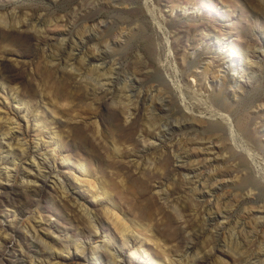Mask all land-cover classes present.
I'll use <instances>...</instances> for the list:
<instances>
[{"label":"rangeland","instance_id":"obj_1","mask_svg":"<svg viewBox=\"0 0 264 264\" xmlns=\"http://www.w3.org/2000/svg\"><path fill=\"white\" fill-rule=\"evenodd\" d=\"M149 3L0 0V143L19 132L3 114L19 118L24 129L29 119L28 145L41 143L43 154L55 156L69 190L55 183V174L30 181L23 175L34 174L31 161L19 155L16 171L12 155L0 147V171L18 174L0 188V264H31L45 251L27 228H10L7 200L41 212L42 220L25 215L22 224L31 220L43 234L49 223L84 241L109 233L117 250L125 249V264L140 263L123 246L124 234L145 238V248L163 264H193L197 257L203 264H264V0ZM217 35L233 41L241 72L224 66L230 51L221 49ZM127 81L131 91L123 87ZM152 105L164 106L151 117L158 125L153 131L164 132L144 142ZM187 151L202 156L186 161L181 155ZM77 163L86 165V175L68 167ZM199 166L216 178L204 189L208 196L194 190L191 167ZM82 196L93 202L98 229L78 205ZM215 198L213 211L224 213L211 221ZM111 210L121 211L129 227L118 226ZM241 220L245 229H235ZM101 252L96 263L108 259Z\"/></svg>","mask_w":264,"mask_h":264},{"label":"bare ground","instance_id":"obj_2","mask_svg":"<svg viewBox=\"0 0 264 264\" xmlns=\"http://www.w3.org/2000/svg\"><path fill=\"white\" fill-rule=\"evenodd\" d=\"M149 2H150V0H146V3L148 5V7L150 5ZM151 12L154 14L155 18L157 19V21H158V24L157 25L160 27V29L162 31L164 29L166 30V25L156 15V11L154 12L151 9ZM168 37L169 36L167 35L168 45L170 46L171 43H170V41H169L170 39ZM217 37H218V41H220L219 43H220L221 49L224 46V47H228L229 48V51H230L229 52L230 54H227L226 57H225V60H224V63H223V64H225L224 66L225 67H228L229 70H234L235 73L237 71L238 72H241V70L238 69L237 64H236L237 59H235V57L233 56L234 55V48H235L234 46L235 45H233V41L229 40L231 38H227V36L221 37V36H218V35H217ZM114 41H116V40H114ZM113 43L118 45V42H113ZM119 43H121V42H119ZM119 45H122V44H119ZM171 47H169L170 48L169 54L172 56L173 55V51H172ZM241 54H242V52L239 53V55H241ZM83 57H85V56H83ZM245 58H247V56H244L243 57V55H242L241 61H243V59H245ZM248 63H249V65H252L251 62H248ZM220 71L221 70H219V72ZM225 76H226V73L224 74L223 77L225 78ZM242 76H243V74H242ZM129 81H127L128 83H125L126 81L124 82L125 84H124L123 87L125 89L126 88H130L132 86V85L129 84ZM130 82H132V80ZM134 82H135V80H134ZM232 82L234 83L233 86H235L236 90L237 89H240L241 83L239 84L238 83V80L235 77L232 78ZM120 83H121V81H120ZM223 83L224 82L218 81L217 82V85L220 86V87H222L223 86ZM180 85H182V83ZM124 88H122V89H124ZM131 90L132 89L130 88V91ZM134 90H136V89H134ZM179 90H181L182 92H184V90L180 86H179ZM126 91H128V90H126ZM139 91H141V90H139ZM156 93H158V91ZM160 93H158V94H160ZM221 93H222V91H221ZM179 94H181V93H179ZM152 96H154V94ZM174 98H176V97H174ZM133 99H135V98H133ZM149 99H150V97H149ZM163 99H164V97H163ZM180 99H182V98H180ZM180 99H178V100H180ZM165 100H168V99L165 98ZM174 100H176V99H174ZM227 101L228 100L225 99L224 102L226 104H228ZM152 102L154 104V101H152ZM221 102H223V101L221 100ZM2 103L4 105H7L8 102L4 100V101H1V104ZM149 103L150 102H148V104ZM155 104H156V102H155ZM160 104L163 105V103H160ZM156 105H154V106L152 105V106L147 107V110L150 111L151 113L149 114L147 112L148 115L150 116V118H149V120H147L148 123H149V126H148L149 128L147 127V129H146L147 131L146 130H145L146 132L144 131L146 134L145 135L143 134L144 142L145 141L156 142V141H158L157 139H159V137H161V135L164 132L163 130H160V133L158 134L157 132L153 131V130H156V127L155 126L157 124L154 123V120L152 118L158 116L159 115L158 113H161V111L164 108V106H162V107L159 106L158 107ZM179 105H180V103H179ZM128 108L129 107H127V109L126 108L125 109L124 108L122 109L123 110V113L125 112V113L128 114V116H127L126 119H129V117L132 115L131 113H133V112H130L131 111V109H130L131 107L129 109ZM181 108H184V107H181ZM185 108H186V106H185ZM185 108L183 110H185ZM225 109H226V106L224 105L223 110L226 111ZM156 110H158V112H156ZM190 110H191V108H190ZM218 113H219V115H218ZM218 113H216L215 115L216 116L218 115L220 117H226V113L225 112L218 111ZM3 115H4V116H2L3 119L6 118L7 120H10V121L13 120L12 123H14V124L17 123L18 126H19V128H18L19 129V132H14V133L11 132V136L7 139V144L0 143V147L6 148L9 151V153L12 155V159H13L12 160L13 169H15L16 171L19 170V166L17 164L18 162H17L16 159H17V157L19 155H21L22 157H24L26 159H29L31 161L32 166L30 168H31L32 171H34V174L33 175H32V172L31 173L29 172L28 175H23L24 177H27V179H30V181L38 182L39 179H37V177H42L43 179L46 180L48 177H51L50 174H55V176L57 177V179H54L55 180V183L57 185H59V187H61L63 189V191L65 192V194H66V192L69 191V190L67 188V185H66L64 179L59 174V169H61V167L58 166V164L56 163V160L54 158L55 156H53V155L48 156V155L43 154L41 152L42 151V146H43V145L41 146V143L40 144H37V146L35 148H30V146L27 143L28 141L26 139H27V137L29 135L28 134V130L30 128V121H29V119L26 120L27 121L26 122L27 123V129H24L23 126H21V121L19 120V118H16V116L11 115L9 112H7L6 114H3ZM125 116H126V114H125ZM228 118L230 119L229 116H228ZM144 126H146V125L144 124ZM231 127L232 126H230V128ZM151 129H152V131H151ZM231 130L233 131V133H235L233 129H230V132H232ZM57 141L59 142V139H57ZM55 144H56V142H55ZM15 146L18 148V150L15 149L16 148ZM250 153H252V152H250ZM201 156H202V153H200V152H197V151L196 152H192V151L191 152H188L187 151V152H185L184 154L181 155V158L184 159V160H186V161L191 160V159H193V161H195L194 159L197 160ZM49 157H51V158H49ZM62 159L65 162V161H68L69 158L64 156ZM68 167L70 169H77L80 173H82V175H84L85 173H87V168H86V165L84 163H79L74 168H73V166L71 167L68 164ZM42 169H49V172L50 173L48 174V173L42 172ZM191 171L194 173V177H195L193 179L195 181V185H196V187L194 188V190L195 191H199L203 196H208V194L204 192V189L205 188H211L216 183L215 176L211 175L210 171H207L206 168L201 167V166L194 167V168L191 167ZM17 175L18 174L14 173L11 168H9V169H7L5 171H0V188L3 186V182H2L3 180L11 181V178L12 177H15V176L17 177ZM193 180H191V181L193 182ZM215 191H217V190H214V191L213 190H210L209 193H213L214 194ZM105 193H107V192H105ZM213 196L214 195H212L211 197L213 198ZM215 200H217V199L215 198L214 200H212L211 201L212 203L210 202L211 204L208 207V211L210 213V217L208 218V220H211V221L212 220H216V219H220L221 218V215L224 213L223 211H216V212L213 211L214 208H215V205H216ZM91 203H93L91 201V199L88 200V199L84 198L83 196L82 197H79L78 205H79L81 211L88 218V220L92 223L91 225H93V227H95V228L98 229V227L94 223L96 217L94 218V216L92 215V209H91L92 208V204ZM100 203H103V201H101ZM5 205L10 208L9 209V214H8V218H9L8 223L10 224L9 225L10 228L17 227V226H21L23 228H27V231L30 232L31 236L36 241H38V243L42 244L44 246V248H45V251H42L43 253H41L40 256H38L39 257L38 260H34L33 259L31 261V264H70L72 262L74 263L77 260L78 261L80 260V262L83 261V262H85V264H125V259L123 257V255L125 254V253L123 254V252L125 251V249H123L121 251L117 250V248L115 246V241L113 240L114 237H111L109 233H106L104 235H99L98 232H96L93 236L92 235L91 236H87V239L88 240L87 241H84L82 238L78 237L77 235L76 236H70L67 233L65 235L60 234V232H58V230H56V228L53 225V223H49V225L43 226L45 228V231H47L48 234H43L40 231H38V229L36 228V224H34L33 221L31 222V220L29 221V224L28 225L27 224H22V218L25 215L26 216L27 215H30L32 219H37V218L39 219L40 218L42 220L43 219V215L41 214V212L35 214V211H33L34 209H31V208H28V209H25L24 210V209H22V208L19 207L20 205L19 206L16 205L15 202H13L11 200H7ZM229 205H230V202L227 204V206H229ZM111 212H113L112 214H114V216H115V218L117 220L116 223L118 224V226H121L122 228H123V226L125 228L128 226V225H126L127 222L121 216V214H122L121 211L111 210ZM256 225L263 226L261 222L260 223L257 222ZM237 226L241 227L242 230L245 229L243 220H241V222H238L237 223V225L235 226V229H237L236 228ZM225 228H226V226H222V231L223 230L226 231ZM127 230L128 229H125V231H127ZM255 230H256V228H255ZM238 232H241V231H238ZM124 235H125V238L123 239V246L126 247L129 251H131V253L133 255H135L137 257V260L139 261L140 264H143L145 262H147L149 264H163V262L156 260L154 258V256L150 253V251L147 248H145V243H148L145 238H141V237H138V236H128L127 234H124ZM224 236H225V234H224ZM231 237H234V236H231ZM101 240H102V242H101ZM231 241L233 242V240H231ZM237 241H238V239H237ZM238 242H240V241H238ZM238 242H237V244H238ZM226 244L229 245L228 243H226ZM157 246H160V244H157ZM230 246H231V244H230ZM190 247H191L190 248L191 250H194L196 248V244H192V246H190ZM73 248L75 250H73ZM101 250L107 255L108 259H107V261H103L102 260V262L96 263L95 260L96 261H99L100 259H103V253L101 252ZM261 252L262 253L259 256V258L260 257H264V248H262ZM118 258H120L121 259L120 261H123L124 263L123 262H120ZM197 258H195L196 260H195V262L193 264H203L202 261L197 260ZM191 259L192 258H190V260ZM200 259H202V258H200ZM21 260H22V262H25L24 258H22Z\"/></svg>","mask_w":264,"mask_h":264}]
</instances>
